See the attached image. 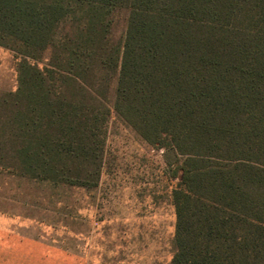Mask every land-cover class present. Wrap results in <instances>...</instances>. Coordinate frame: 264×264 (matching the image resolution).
Wrapping results in <instances>:
<instances>
[{
  "label": "trees",
  "instance_id": "trees-1",
  "mask_svg": "<svg viewBox=\"0 0 264 264\" xmlns=\"http://www.w3.org/2000/svg\"><path fill=\"white\" fill-rule=\"evenodd\" d=\"M0 46V168L95 188L115 114L179 179L171 264H264V0H0Z\"/></svg>",
  "mask_w": 264,
  "mask_h": 264
},
{
  "label": "rangeland",
  "instance_id": "rangeland-1",
  "mask_svg": "<svg viewBox=\"0 0 264 264\" xmlns=\"http://www.w3.org/2000/svg\"><path fill=\"white\" fill-rule=\"evenodd\" d=\"M19 61L0 46V93L17 89ZM173 172L163 149L112 114L97 187L55 188L0 168V195L4 215L17 214L20 236H63L83 249L86 264H171L179 182Z\"/></svg>",
  "mask_w": 264,
  "mask_h": 264
},
{
  "label": "crops",
  "instance_id": "crops-1",
  "mask_svg": "<svg viewBox=\"0 0 264 264\" xmlns=\"http://www.w3.org/2000/svg\"><path fill=\"white\" fill-rule=\"evenodd\" d=\"M3 207L0 195V264H86L83 249L63 236H20L16 212L6 216Z\"/></svg>",
  "mask_w": 264,
  "mask_h": 264
}]
</instances>
